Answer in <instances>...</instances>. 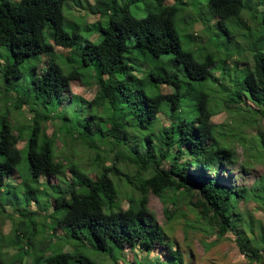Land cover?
Instances as JSON below:
<instances>
[{
    "label": "trees",
    "instance_id": "1",
    "mask_svg": "<svg viewBox=\"0 0 264 264\" xmlns=\"http://www.w3.org/2000/svg\"><path fill=\"white\" fill-rule=\"evenodd\" d=\"M72 4L106 20L98 24V31L94 29L101 33L100 39H90L93 31L83 37L79 25L69 24L70 29H66L64 8ZM207 4L228 37L230 43L226 46L237 37L227 22L239 18L244 10L264 6L263 1L256 6L250 0H207ZM147 10V16L139 19L132 15L128 3L116 6L111 0H96V7L87 0H0V58L12 59L2 70L5 93L12 96L15 111L27 108L31 115L27 138L9 117L0 119V192L10 194L6 201L23 219L14 226L7 243L22 250L18 264H32L33 260L36 264L125 262L126 249L146 254L140 262L136 255L134 262L126 264H190L157 222L150 209L151 196L163 200L166 223L180 213L192 211L219 237L232 232L240 253L251 264L264 263V222H253L250 236L233 219L248 194L246 188L228 184L223 178L227 167L238 164V152L218 136V130L229 125L213 122L216 112L205 91L197 96L198 113L182 116L186 96L178 74L168 69L172 63L183 65L188 79L205 82L213 77L215 56L208 52L197 61L183 48L175 24L177 4L157 0ZM257 40L264 41V35ZM56 47L69 51L63 57L64 66L52 57ZM165 55L173 58L160 61L154 69L143 72L142 78L135 74L133 62L137 57L159 59ZM43 58L48 60L39 68ZM31 59V79L22 81L20 65ZM253 61L244 78L235 82L238 90L225 88L231 98L225 97L223 102L228 109L239 112L253 107L264 117V52L254 54ZM76 81L97 87L92 100L71 94V85ZM167 87L172 91L165 94L162 90ZM75 103L80 109L70 114ZM49 124L55 127L50 135ZM260 137V147L264 149V133ZM21 141L26 142L28 178L19 189L12 177L22 163V153L17 148ZM59 142L68 150L81 145L95 156L89 165L69 159L67 154L59 157ZM52 178L59 183L50 184ZM41 186L47 189L41 190ZM51 197L52 203L48 201ZM40 198L52 212L43 230H39L62 229L66 244L88 242L100 261L83 254L78 246L73 252L62 251L61 247L51 255L48 248L41 246V253L34 258L37 251L32 250L39 244L36 234L28 232H38L39 224L30 207L31 200L40 203ZM125 200L127 208L122 205ZM6 201L1 203L0 199L1 214ZM51 218L54 226L48 231L47 220ZM56 218L59 220L55 222ZM153 253H157L155 258H149Z\"/></svg>",
    "mask_w": 264,
    "mask_h": 264
},
{
    "label": "rangeland",
    "instance_id": "2",
    "mask_svg": "<svg viewBox=\"0 0 264 264\" xmlns=\"http://www.w3.org/2000/svg\"><path fill=\"white\" fill-rule=\"evenodd\" d=\"M87 1L96 7V0ZM111 1H113L116 6H122L128 3L132 15L139 19L147 16L148 5L151 3L156 4L157 2V0ZM250 1L255 5L262 1L264 2V0ZM166 3L177 4L179 7V13L175 24L183 48L193 53L197 61H201L202 56L208 52L212 53L217 61L216 66L212 68L213 77L208 78L205 82H196L188 79L183 65L172 63L168 65V69L178 74L181 85L183 86V94L186 96V99L184 98L182 102V116L196 115L198 113L196 106L197 96L201 91H205L210 95V106H212L213 110L216 112V115L213 117V122L218 125H229L228 128L219 129L218 136L223 140L226 139L230 145L229 147L234 148L238 152V164L236 166L227 167V171L223 174V178L228 184L247 189L246 193L248 196H245L238 205V211H236V216H234L233 219L235 225L249 231L247 233L252 236L253 232H251V225L253 222L260 220L264 222V149L260 147V134L264 133V117L256 112L254 110L255 108L249 106L247 108L245 107L246 109L241 112L228 109L223 102V98H231L230 92L225 93L226 87L233 88L232 90L234 91L238 90L235 82L238 81L237 79L240 80L244 78L249 67L253 66L254 54L264 52V41L258 42L257 40L264 35V6L254 7L253 11L244 10L239 18L236 17L237 19L233 18L227 22V27L230 32L235 36L237 35V37L231 44L226 46V43H230L227 42L228 37L220 29L218 20L214 18L210 12L207 0H166ZM72 6L73 7L66 5L64 8V14L67 19V23H65L66 29H70L68 26L69 24L79 25L82 28L83 37L90 36L92 33L91 31H93L94 34L90 36V39H100L99 36L101 37V33L96 32L98 31L96 27H98L100 23L105 24L106 20L99 14H87L81 7H76L74 4H72ZM202 22L207 24V28ZM94 29H96V31ZM193 34L196 35L195 39L193 38ZM48 38L52 41L50 37ZM67 54H69L68 50L56 47V55L54 54L52 57L56 62L64 66L63 57H66ZM227 55H230L229 59H227ZM71 58L76 60L75 56H71ZM172 58L173 56L171 55H165L159 59L151 57L144 58V56L137 57L133 62L136 69L135 74L142 78L143 72L154 69L160 64V61H167ZM47 60L48 58H43L39 68H41ZM33 61L34 59L26 60L20 65L22 81H29L31 79L33 67L31 63ZM11 63V57L0 58V119L9 117L16 123L27 138L29 134L27 126L31 115L26 112L27 108L25 110L15 111L12 105L13 98L9 94L6 95L4 89L5 83L3 81L2 70ZM12 81H15V79H12ZM24 84L26 85L27 82ZM12 85H16L15 82H13ZM96 89L97 87L94 84L86 86L82 82L76 81L71 85V94L79 95L85 100L90 101L93 99ZM162 91L168 94L172 90L167 87L163 88ZM75 109H80V105L75 103L74 107L69 109V111H71L70 114L73 113ZM161 118L168 124L165 115L162 114ZM57 124H60V122L58 121ZM48 128V133L50 135L55 127L53 124H49ZM25 145L26 142L21 141L17 146L22 153L23 159L22 163L17 167V173L12 177V181L19 186V189L22 185V181L25 183L28 178L25 168L27 157V150L24 149ZM102 147L108 149L107 145L102 144ZM56 148L59 157L62 156L61 154H67L70 157L69 159L83 165H89L90 159L95 156L93 151L77 144L72 146L73 149L68 150L64 147L63 143L59 142ZM64 158H62V160ZM68 176H71V173H68ZM58 183L57 179L52 178V180H50V184L57 185ZM45 189L47 188L41 186V190ZM20 192L22 191L20 190ZM49 192L51 193L52 191L49 190ZM52 195H54V193H52ZM9 196V193L5 194L0 192L1 203H4V200H7L6 197L9 198ZM45 199L47 200V197ZM45 199L43 200V198H40V203L36 202L34 199L31 200L30 209L36 212L37 223L39 224L38 232L35 230L33 232H28L36 234V242L39 244V246L36 245V250H32V252L37 251L34 254V258L37 254L41 253V251H39L41 250V246L48 248L50 250V255L54 252L56 253L61 247L63 248L62 251L73 252L78 246L83 254L100 261L98 254L92 249L88 242L77 240V244L71 241L66 244L63 240L65 234L62 229H58L57 232H42L39 230L40 228L43 230L42 226L45 224L44 221L52 212V208L47 206L48 204H46ZM48 201L52 203V197L48 199ZM6 202L4 207L5 211H3L2 214L0 213V233L3 238V243H1L2 238L0 239V262L3 264H18L19 260L23 257L22 250L19 251L18 249L11 248L7 243L10 242L14 226H19L23 219L20 214L17 213L15 207L10 204L9 201ZM13 202L18 203L16 199H14ZM1 203L0 211H2ZM20 204H22V202H20ZM122 205L124 208H127L128 201H123ZM165 207L161 198L151 196L150 209L154 213L157 222L164 228V233L170 237L172 243L175 244L174 242H176V244H178L190 264H251L249 260L240 253L232 232L224 237H219L211 226L198 218V214L195 215L192 211H190V213L186 212L185 215L180 213L176 219L166 223ZM184 211H186V209H184ZM58 220L56 218L55 222ZM47 223L48 231H52L54 219H48ZM242 233L243 232H240V234ZM262 233L263 232H256L255 234ZM49 254H46V256ZM156 254L157 253L150 254L149 258H155ZM123 255L126 259H124L125 262H134L136 255L138 256L137 262H140L142 258L146 257V254H141L138 250L132 252L131 249L124 250ZM125 262L119 259L117 262L111 260L108 264H126ZM23 264H28V261H25ZM32 264H36L34 260ZM166 264L172 263L168 262Z\"/></svg>",
    "mask_w": 264,
    "mask_h": 264
}]
</instances>
